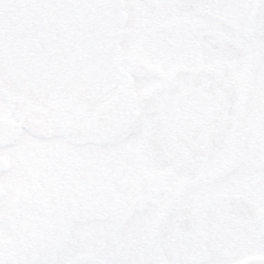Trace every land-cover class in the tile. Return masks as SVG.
I'll return each instance as SVG.
<instances>
[{"label": "snow or ice", "instance_id": "6c2138e0", "mask_svg": "<svg viewBox=\"0 0 264 264\" xmlns=\"http://www.w3.org/2000/svg\"><path fill=\"white\" fill-rule=\"evenodd\" d=\"M0 264H264V0H0Z\"/></svg>", "mask_w": 264, "mask_h": 264}]
</instances>
